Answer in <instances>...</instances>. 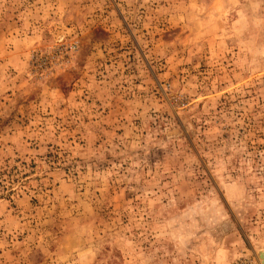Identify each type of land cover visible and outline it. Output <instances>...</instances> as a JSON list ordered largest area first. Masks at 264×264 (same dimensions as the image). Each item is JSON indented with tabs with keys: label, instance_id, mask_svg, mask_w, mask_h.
<instances>
[{
	"label": "rangeland",
	"instance_id": "obj_1",
	"mask_svg": "<svg viewBox=\"0 0 264 264\" xmlns=\"http://www.w3.org/2000/svg\"><path fill=\"white\" fill-rule=\"evenodd\" d=\"M0 264H264V0H0Z\"/></svg>",
	"mask_w": 264,
	"mask_h": 264
},
{
	"label": "bare ground",
	"instance_id": "obj_2",
	"mask_svg": "<svg viewBox=\"0 0 264 264\" xmlns=\"http://www.w3.org/2000/svg\"><path fill=\"white\" fill-rule=\"evenodd\" d=\"M262 257H263V255H262Z\"/></svg>",
	"mask_w": 264,
	"mask_h": 264
}]
</instances>
